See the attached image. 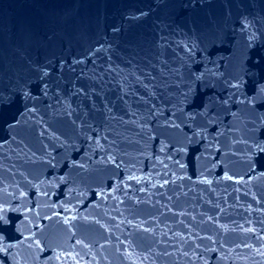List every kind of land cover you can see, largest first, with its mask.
Segmentation results:
<instances>
[{
	"label": "water",
	"instance_id": "obj_1",
	"mask_svg": "<svg viewBox=\"0 0 264 264\" xmlns=\"http://www.w3.org/2000/svg\"><path fill=\"white\" fill-rule=\"evenodd\" d=\"M0 264H264V0H0Z\"/></svg>",
	"mask_w": 264,
	"mask_h": 264
},
{
	"label": "snow or ice",
	"instance_id": "obj_2",
	"mask_svg": "<svg viewBox=\"0 0 264 264\" xmlns=\"http://www.w3.org/2000/svg\"><path fill=\"white\" fill-rule=\"evenodd\" d=\"M0 102H3V98L2 97H0ZM261 151H264V148H262ZM3 219H4L3 216L0 215V220H3Z\"/></svg>",
	"mask_w": 264,
	"mask_h": 264
}]
</instances>
